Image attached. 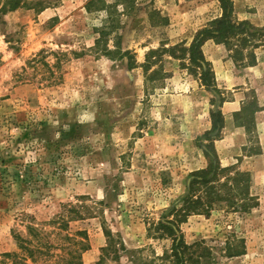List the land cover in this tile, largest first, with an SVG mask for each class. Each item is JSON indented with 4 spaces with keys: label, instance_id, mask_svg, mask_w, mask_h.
Returning <instances> with one entry per match:
<instances>
[{
    "label": "rangeland",
    "instance_id": "1",
    "mask_svg": "<svg viewBox=\"0 0 264 264\" xmlns=\"http://www.w3.org/2000/svg\"><path fill=\"white\" fill-rule=\"evenodd\" d=\"M89 1L0 0V264L13 262L6 254L28 264H161L171 241L148 228L180 204L210 145L223 167L251 173L259 206L192 216L184 239L206 241L213 264H264V46L241 68L206 42L217 90L168 55L154 67L164 76L146 87V55L189 46L221 16L218 0H102L112 10ZM232 1L239 21L264 28V0ZM247 107L260 110L255 122L235 116ZM219 111L224 128L208 137ZM107 235L125 245L121 259L105 251ZM227 243L244 254L229 257ZM20 245L45 254L32 262Z\"/></svg>",
    "mask_w": 264,
    "mask_h": 264
},
{
    "label": "trees",
    "instance_id": "2",
    "mask_svg": "<svg viewBox=\"0 0 264 264\" xmlns=\"http://www.w3.org/2000/svg\"><path fill=\"white\" fill-rule=\"evenodd\" d=\"M131 2L132 0L123 1L128 7L133 6ZM218 2L222 11L221 16L199 31L189 46L186 43L170 48L163 45L160 49L152 50L146 55L145 63L142 65L146 87L149 83L160 80L162 68L157 70L154 67L162 62L164 56L168 55L171 59L178 61L180 69L186 70L196 78L202 87L207 90H217L215 73L203 53V47L208 41L223 45L229 53V57L241 68L254 67L257 64L256 51L264 46V28L256 27L247 20L239 21L235 16L232 0H218ZM21 5L23 3L19 1L13 5L12 9H19ZM98 5H102V8L106 10H112L116 7L115 5H106L102 0H90L88 3L89 9L96 8ZM154 16L158 17L159 24L167 23V19L161 17L159 13L154 12ZM221 102L224 104L222 100ZM258 112L260 110L252 111L247 107L235 116L247 118L252 115V121L255 122V115ZM223 128L224 117L222 113L220 111L212 113V131L206 136L209 137L214 132L219 134ZM252 153L254 155L259 154L258 151ZM204 155L209 163L205 169L190 173L187 191L181 198L180 204L164 213L148 228V234L153 236V239L171 241L170 249L165 250L158 257L161 264H213L214 253L207 242L187 244L181 227L192 216L210 217L217 207L223 206L232 212L247 214L259 206L258 198L252 194V175L250 172L241 171L235 166L223 167L214 145H210ZM60 221L61 224L65 222L63 219ZM63 226L66 224L64 223ZM79 234L83 235L84 233ZM107 237L111 238V247L105 251H113L116 259H121L119 251L126 252L125 245L120 242L118 244L120 250H117L115 249L114 238L111 235H107ZM23 243L30 245L28 241H23ZM47 247L48 245H45L43 249L48 250ZM225 248L226 255L229 257L243 255L245 250L244 244H242L240 251H230L232 248L230 243H227ZM19 249L25 251L28 254L26 257L30 258L32 262H34L36 253L45 254L44 251L42 253L38 249H30L23 245H20ZM3 257L6 260L13 258L11 264H28L26 259L19 258L18 255L6 254Z\"/></svg>",
    "mask_w": 264,
    "mask_h": 264
},
{
    "label": "crops",
    "instance_id": "3",
    "mask_svg": "<svg viewBox=\"0 0 264 264\" xmlns=\"http://www.w3.org/2000/svg\"><path fill=\"white\" fill-rule=\"evenodd\" d=\"M229 104L231 105L232 103H225V105H229Z\"/></svg>",
    "mask_w": 264,
    "mask_h": 264
}]
</instances>
